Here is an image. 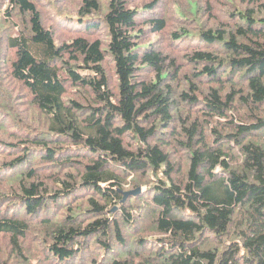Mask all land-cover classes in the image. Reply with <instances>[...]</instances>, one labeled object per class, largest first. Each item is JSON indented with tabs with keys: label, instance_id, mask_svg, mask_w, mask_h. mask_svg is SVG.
<instances>
[{
	"label": "trees",
	"instance_id": "obj_1",
	"mask_svg": "<svg viewBox=\"0 0 264 264\" xmlns=\"http://www.w3.org/2000/svg\"><path fill=\"white\" fill-rule=\"evenodd\" d=\"M186 5L0 3V264H264V0Z\"/></svg>",
	"mask_w": 264,
	"mask_h": 264
},
{
	"label": "water",
	"instance_id": "obj_2",
	"mask_svg": "<svg viewBox=\"0 0 264 264\" xmlns=\"http://www.w3.org/2000/svg\"><path fill=\"white\" fill-rule=\"evenodd\" d=\"M140 191H141V188H138L136 190H131V191L125 192L124 193V199L127 198L129 195L139 193Z\"/></svg>",
	"mask_w": 264,
	"mask_h": 264
},
{
	"label": "rangeland",
	"instance_id": "obj_3",
	"mask_svg": "<svg viewBox=\"0 0 264 264\" xmlns=\"http://www.w3.org/2000/svg\"><path fill=\"white\" fill-rule=\"evenodd\" d=\"M3 0H0V3L2 2ZM181 1V3H183L184 5H186V0H180ZM182 7H183V9H185V7L187 8V7H189L188 6V2H187V5L186 6H183L182 5ZM172 11V10H171ZM34 257H36V255H34ZM1 261H4L2 258H1ZM34 261L36 262V258H34ZM32 264H35V263H32Z\"/></svg>",
	"mask_w": 264,
	"mask_h": 264
}]
</instances>
